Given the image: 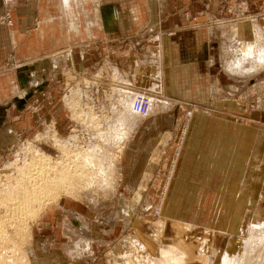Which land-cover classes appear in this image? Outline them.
Segmentation results:
<instances>
[{"label":"rangeland","instance_id":"obj_1","mask_svg":"<svg viewBox=\"0 0 264 264\" xmlns=\"http://www.w3.org/2000/svg\"><path fill=\"white\" fill-rule=\"evenodd\" d=\"M242 1H246V12L242 18H245L248 24L245 34L242 35L238 34L236 18L232 17L235 11L233 6L212 9V12L215 11L216 14L211 20L221 28L222 32L218 30L217 35L212 38L211 82L213 86L210 91L207 88L206 93L210 95L206 99L174 101L171 108H167L168 100H159L160 104L154 105V111L150 113L154 104L152 99L149 115L148 113L140 115L132 110V97L120 90L118 93L107 92L109 94L112 92V103L109 98L104 100V89H110L114 86L113 81H117L112 75L110 77L108 75L110 79L108 84L104 81V76L110 73V65L107 64L108 71L105 70L104 61L86 69L78 78L75 77L74 71L68 69L63 71L64 76L56 85L60 88L52 102L53 109L59 105L62 106V114L53 113V117L47 118L45 122L43 116L41 118L43 122L32 135L18 136L16 142L0 146V229L2 228L0 230V264H30V262L41 264L42 261H46V264H93L86 261L84 257L92 251L99 252L100 258L104 260L105 254L111 247L108 248L102 244L101 249L97 250L98 246L96 247L90 233L91 225H82V229L71 239L66 250L71 257L64 254L60 258L50 256L34 259L29 251L31 247L35 248L39 241L35 240L34 233L31 234V231L36 228V223L44 217L45 213H49L50 217L53 215V217L62 218L63 212L73 211L88 218L86 222L98 220L108 223L112 211L115 210V217L128 221L132 219L133 223L132 227L131 222L127 223L128 228L124 230L122 240H119L110 251L108 255L110 264H264V228H262L264 227V166L254 177L258 179L253 183L250 162L248 167L246 166L251 143H237L235 149L238 150L241 159L233 153L232 162H238V169L235 167L234 172L239 171L240 168L243 173L240 177L239 171L234 179L224 180V187L231 193L228 199L229 204L224 201L225 197L222 194L213 196L214 198L203 196L204 192H212L204 190L201 193V185L195 182L193 185H196V190H199V198L194 199L191 207H189L190 203H186L185 194H180L172 202L174 209L170 210L172 211L170 217L164 212L168 206L196 117L200 116L201 127L205 128L211 126L214 120L213 115L221 114L230 120L248 121L262 129L254 130V133L261 134L264 130V0ZM141 60L143 61V58ZM113 72L117 77V69L114 68ZM121 75L125 80L118 78L121 83L117 81L116 86L122 85L123 87L120 88L125 89L122 82L130 81L125 74ZM80 88L83 91L87 90V98L81 97ZM233 92L236 95H233ZM20 94L24 98L27 97L24 93ZM84 103L90 107L95 106L97 110L83 109ZM244 106L246 110L242 112ZM230 107L242 111H230ZM154 113L159 114L155 120L151 118ZM227 123L231 124V122ZM232 123L236 122L232 121ZM239 126L243 130L250 128L242 124ZM203 127L201 133L206 131ZM163 128L165 129L162 130ZM161 141L163 150L158 156L153 172L152 165L150 161L148 162L149 153L140 156L141 160L138 161L137 166L140 174L138 177L130 165L127 170V166L124 167L122 164L120 154L123 149L132 148L143 151L144 148L148 152L154 142L157 144ZM260 142L258 141V146ZM205 145L206 143L203 142V146ZM263 147L264 145L262 149ZM230 148L232 145H222V150L219 151H222V155L227 158L225 154L229 153ZM204 151L208 152V146L204 147ZM194 153L193 150L190 156L192 157ZM196 153H198L197 150ZM39 154H41L40 157L50 158L49 163L52 162L50 172L53 167L56 171L58 170L56 173L61 172L63 167L65 168L63 170L67 169L70 182L63 183L64 186L60 188L61 190L58 189L60 191L58 193L57 190L53 193L48 191L49 188L42 190L38 187L39 189L36 190L37 184L33 183L32 188L36 185L35 196L31 187L29 191L32 192L30 196L36 199L33 198L34 203L29 205L24 201L28 198L18 194L15 191L18 188L15 190L14 188L28 183L26 170L30 171L31 165L34 167L31 162L34 157L40 158ZM241 160L242 165L239 163ZM147 162L148 166L145 168ZM57 164L62 166H57L59 168L57 169ZM230 164L231 160L228 159L222 166L220 164L219 168L227 169ZM47 167L50 166L47 165ZM200 169L203 167L198 164L194 166L195 179L200 174ZM147 170L149 173L144 188L147 190L142 194L140 188L135 185L132 187L133 190L129 189V194L126 193L129 199H125L123 192L126 184H123V180L133 178L134 183L138 182L139 179L141 180L140 177L144 178L143 172ZM22 171H25L26 177ZM53 172L55 171L48 176L50 181L53 179ZM39 179L36 178L34 181L38 182ZM249 190L252 192L248 195ZM44 192L48 200L46 197L44 199ZM54 193L57 194L53 195ZM17 196L20 198L18 199ZM250 197L253 203L258 202L254 210L251 206H245L241 211L244 201L249 202ZM18 201H23L24 207L27 205L30 207L31 210L26 209L30 212H27L28 217L22 215V218L25 217L20 219L21 216H18L26 211L24 207L15 213ZM160 201L162 206L159 207ZM11 209L12 212L14 209L15 214L11 213ZM204 211L209 212L207 218L206 214H202ZM74 219L83 221L78 215ZM246 220L250 224L246 223ZM245 224L248 225L245 226L246 228ZM256 228L257 231L260 228L262 230L257 232ZM31 236L32 241H30Z\"/></svg>","mask_w":264,"mask_h":264},{"label":"crops","instance_id":"obj_2","mask_svg":"<svg viewBox=\"0 0 264 264\" xmlns=\"http://www.w3.org/2000/svg\"><path fill=\"white\" fill-rule=\"evenodd\" d=\"M245 4L246 1L242 0H0V146L16 142L18 136L32 135L43 122V116L45 122L47 118L53 117V113L62 114V106L53 109L52 102L60 88L56 85L63 78V71L66 69L76 72L75 77L78 78L86 69L104 61L105 70L107 64L110 65V73L104 76V81L108 84L112 75L121 83L118 78L124 79L121 74H125L130 81L126 84L133 92L144 90L153 99L150 113H153L154 105L158 106L162 100H168L167 108H171L174 101L206 99L210 95L206 93L207 88L210 91L213 86L212 38L217 35L218 30L222 32L211 20L216 14L212 9L233 6L235 11L232 17L236 18L238 34L242 35L248 27L247 20L242 18L246 12ZM148 59L150 60L147 61ZM114 68L118 71L117 77L113 72ZM117 81L113 83L117 84ZM122 84L126 86L124 81ZM20 93L26 94L28 98L22 97ZM233 95H236L235 92ZM232 110L242 111L231 108L230 111ZM244 110L246 106L242 112ZM158 117L159 114L154 113L151 118L155 120ZM213 117L211 126H202L206 130L202 133L200 116L194 120L171 197L164 211L169 217L172 212L170 210L174 209L172 202L176 196L185 194L189 207L194 204V199L199 198V190L193 185L195 182L201 185V193L204 190L212 192H204L203 196L214 198L213 196L222 194L224 201L228 202L231 193L224 187V180L234 179L239 171L240 177L243 173L240 168L234 172L235 167L238 169V162H232L233 153L241 159L235 149L237 143H251L246 166L250 162L253 183L258 179L254 177L264 166V130L258 135L254 130L262 129L248 121L230 120L221 114ZM239 124L250 128L243 130ZM257 137L261 141L260 146ZM156 142L153 150L151 148L148 152L144 148L143 151L123 149L120 160L124 167L127 166L128 170L130 165L138 177L140 156L149 153L148 162L150 161L153 172L163 150L162 141L157 143L158 146ZM203 142L208 146V152L204 151ZM222 145H232L229 153L225 154L227 158L219 151L222 150ZM193 150L195 153L191 157ZM228 159L231 164L227 169L219 168ZM239 163L242 165L243 161ZM197 164L203 169H200V174L195 179L193 169ZM148 173V170L143 172L144 178L140 177L141 180L135 183L133 178L123 180V184H126L123 192L125 199H129L126 193L129 194V189L133 190L135 185L142 194L147 190L144 188ZM250 190L248 195L252 192ZM257 203H253L250 197L249 202L244 201L241 211L245 206H251L254 210ZM115 211H112L108 223L98 220L86 222L88 218L73 211L63 212L62 218L53 215L50 217L49 213H45L31 231L39 244L35 248L31 247L29 254L34 259L50 256L60 258L64 254L71 257L66 252L67 246L82 229V225L87 224L91 225L90 233L96 247L98 246L97 250L101 249L102 244L111 248L104 260L100 258L98 251H92L84 256L86 261L110 264V251L122 240L124 230L128 228L127 223L131 222V227L133 223L132 219L128 221L115 217ZM208 213L202 212L203 215L206 214V218ZM77 215L83 221L75 220ZM56 247L60 248L55 249ZM46 263L42 261L41 264Z\"/></svg>","mask_w":264,"mask_h":264},{"label":"bare ground","instance_id":"obj_3","mask_svg":"<svg viewBox=\"0 0 264 264\" xmlns=\"http://www.w3.org/2000/svg\"><path fill=\"white\" fill-rule=\"evenodd\" d=\"M254 53V52H253ZM255 54V53H254ZM253 54V55H254ZM255 56V55H254ZM257 57V56H256ZM35 155V154H34ZM40 155L41 154H39V157H40ZM38 156V155H37ZM49 159V160H48ZM46 158V157H40V158H35L34 157V159H33V162H31L33 165H34V167L31 165V167L32 168H30L29 167V169H30V171L29 170H26L27 172V176H28V179L30 180V183H29V180H28V183L27 184H25L24 185V183L23 182H21V183H23L22 184V186H20L19 184H17V185H19L20 187H16V188H14V190L15 189H17V190H15L18 194H21V195H23L24 196V198H28L27 200H24L27 204L29 203V205L30 204H32V202H33V198H35V197H32V196H30L31 194H32V192H30L29 190H30V187H31V189H33L32 191H34L33 192V196H35L34 194H36L35 193V191L36 190H38L39 188L38 187H40V188H42V190H46V189H48L49 188V190L48 191H50V192H52L53 193V191H55V190H57V193L58 192H60L58 189H60V188H62L63 186H64V184H67L68 182H70L69 181V176L70 175H68L67 174V169L66 170H63V169H65L64 167L61 169V172H58V173H56L57 171H56V169H54V167L52 168V170H51V172L52 171H55V172H53L52 174H53V176H52V178L53 179H51V181L49 180V175H50V170H49V168L51 169V165H52V162H50L51 163V165H50V163H49V161H50V158ZM47 161H48V164H47ZM65 162V161H64ZM63 163V162H62ZM95 163V162H94ZM93 163V165H95V164H97V163H95L94 164ZM54 164V163H53ZM30 165V164H29ZM47 165L48 166H50V167H47ZM55 165V164H54ZM36 166V167H35ZM60 167V166H62L61 164H57L56 165V168L57 169H59L58 167ZM105 166V165H104ZM28 167V166H27ZM27 167H25L26 169H27ZM24 168V167H23ZM32 169V170H31ZM54 169V170H53ZM23 170H25V169H23ZM79 171H81L80 169H78ZM101 170V169H100ZM49 171V172H48ZM74 172V171H73ZM77 172V171H76ZM22 173L24 174L25 173V171L23 172L22 171ZM104 173V172H103ZM23 174H21V175H23ZM20 175V176H21ZM74 175H76V174H74ZM73 175V176H74ZM97 175H98V173H97ZM97 175H95V176H97ZM24 176H25V174H24ZM24 176H22V177H24ZM85 176V175H84ZM26 177V176H25ZM38 177H42L41 179H39ZM72 177V176H71ZM99 177V176H98ZM39 179L40 181H38V182H35L34 180L35 179ZM74 178V177H73ZM100 178V177H99ZM102 178V177H101ZM23 179H25V178H23ZM23 179H21L22 181H23ZM71 179V178H70ZM93 179V178H92ZM96 179V178H95ZM26 180H27V178H26ZM77 180V179H76ZM75 180V181H76ZM65 181V182H64ZM73 181V180H72ZM93 181V180H92ZM24 182H25V180H24ZM20 183V182H19ZM20 183V184H21ZM26 183V182H25ZM33 183H36L37 184V188H36V190H35V187H36V185H35V187L34 188H32L33 187ZM64 183V184H63ZM69 185V184H68ZM67 186V185H66ZM65 186V187H66ZM24 187V188H23ZM70 187H72V186H70ZM67 188H69L68 186H67ZM66 188V189H67ZM65 189V190H66ZM71 189V188H70ZM41 190V189H40ZM39 190V191H40ZM41 190V191H42ZM61 190V189H60ZM14 191V192H15ZM13 192V191H12ZM13 192V193H14ZM56 192V191H55ZM41 193V192H40ZM45 193L46 192H44L42 195L44 196V199H45V197L47 196V195H45ZM57 193H54L53 195H55V194H57ZM39 194V193H38ZM47 194H49V193H47ZM11 195H13V196H15L14 194H11ZM17 195V194H16ZM42 195H41V198H42ZM27 196V197H26ZM30 196V197H29ZM39 196H40V194H39ZM18 197V196H17ZM38 197V196H37ZM20 197H18V199H19ZM47 198V197H46ZM21 199L23 200V198L21 197ZM20 199V200H21ZM36 199V198H35ZM34 199V200H35ZM37 199H39V198H37ZM43 199V198H42ZM49 198H47V200H48ZM28 201V202H27ZM31 201V202H30ZM36 201V200H35ZM24 202L23 201H18V204H17V206L15 207V209H17V211L15 210V213L16 212H19L21 209H22V207H24V204H23ZM25 203V204H26ZM34 203V202H33ZM46 203V202H45ZM14 205V204H13ZM14 207V206H13ZM27 207V208H26ZM26 207H24V209L26 210V209H30V207L27 205ZM29 207V208H28ZM32 208V207H31ZM10 210V209H9ZM19 210V211H18ZM31 210V209H30ZM23 211V210H22ZM10 212V211H9ZM13 212H14V209H13ZM12 212V209H11V213H13ZM28 211L26 210V211H24V212H21V214L19 215L18 214V216H21L20 217V219H23L25 216H27L28 217V213H30V212H28ZM34 212V211H33ZM15 213H13V214H15ZM23 213V214H22ZM24 213H27V214H24ZM22 215H25L23 218H22ZM30 215V214H29ZM33 215V214H32ZM17 216V215H16ZM19 218V217H18ZM1 220V219H0ZM251 221V220H250ZM243 222H244V220H243ZM248 221L246 220V223H247ZM249 223V222H248ZM250 224V223H249ZM247 224H245L244 225V227L246 226ZM248 226V225H247ZM256 226V225H255ZM260 226H262L261 224H260ZM258 227V226H257ZM246 228V227H245ZM249 228H251V226H249ZM262 228H264V227H262ZM262 228H260L261 230H262ZM2 229V228H1ZM0 229V230H1ZM252 229V228H251ZM251 229H249V230H251ZM254 229V228H253ZM260 229H258L259 231H257V228L255 229L257 232H260L261 230ZM254 230V232H256ZM252 231V230H251ZM256 232V233H257ZM4 233V232H3ZM255 233V234H256ZM1 234V233H0ZM19 234V233H18ZM251 234V233H250ZM4 235V234H3ZM2 235V236H3ZM253 235V234H252ZM20 236V235H19ZM249 236V235H248ZM4 239V238H3ZM259 241V240H258Z\"/></svg>","mask_w":264,"mask_h":264},{"label":"built area","instance_id":"obj_4","mask_svg":"<svg viewBox=\"0 0 264 264\" xmlns=\"http://www.w3.org/2000/svg\"><path fill=\"white\" fill-rule=\"evenodd\" d=\"M8 24H10V21L8 20ZM129 83V82H128ZM126 84V83H125ZM112 85H114V86H112L110 89H104V100L106 99V98H109V100H110V102L112 103L113 102V100H112V92L109 94V93H107V92H110V91H116L117 93L119 92V90L121 91V92H123L124 94L125 93H127V95H129V96H131L132 97V99H133V104H132V110L136 113V114H144V115H146L149 111H150V109H151V105H150V103H151V101H152V99H150V95L148 94V92H146V91H144V90H141V91H139V92H133L132 90H131V88L126 84V88L125 89H123V88H120V87H123L122 85H120V86H116V84L114 83V84H112ZM106 88V87H105ZM81 90V97H85V98H87V90L86 91H83L82 90V88H80ZM120 95L118 94V97H119ZM117 97V98H118ZM86 102V101H85ZM83 105V109H89V108H91V109H93V110H97V108H95V106H88L86 103H84V104H82ZM173 163H175V162H173ZM162 196H164V194L162 195ZM160 205H159V207L160 206H162V204H161V201H160V203H159ZM159 207L157 208V209H159ZM157 209H156V211H157ZM158 212V211H157ZM156 212V213H157Z\"/></svg>","mask_w":264,"mask_h":264},{"label":"water","instance_id":"obj_5","mask_svg":"<svg viewBox=\"0 0 264 264\" xmlns=\"http://www.w3.org/2000/svg\"><path fill=\"white\" fill-rule=\"evenodd\" d=\"M28 98V97H27Z\"/></svg>","mask_w":264,"mask_h":264}]
</instances>
